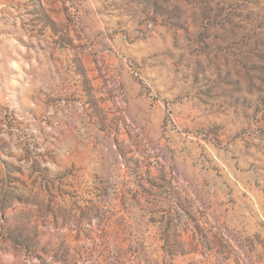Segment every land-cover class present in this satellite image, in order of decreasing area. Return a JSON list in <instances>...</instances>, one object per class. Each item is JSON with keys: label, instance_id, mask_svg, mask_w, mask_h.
Returning a JSON list of instances; mask_svg holds the SVG:
<instances>
[{"label": "rangeland", "instance_id": "obj_1", "mask_svg": "<svg viewBox=\"0 0 264 264\" xmlns=\"http://www.w3.org/2000/svg\"><path fill=\"white\" fill-rule=\"evenodd\" d=\"M62 261L264 264V0H0V264Z\"/></svg>", "mask_w": 264, "mask_h": 264}, {"label": "trees", "instance_id": "obj_2", "mask_svg": "<svg viewBox=\"0 0 264 264\" xmlns=\"http://www.w3.org/2000/svg\"><path fill=\"white\" fill-rule=\"evenodd\" d=\"M60 241V246H61V251H63V253H66L67 252V249H68V247H69V245H67L66 244V242H65V240L64 239H60L59 240ZM37 258H39L38 256H37ZM64 258V257H63ZM63 263H60V264H67V262L66 261H62Z\"/></svg>", "mask_w": 264, "mask_h": 264}]
</instances>
